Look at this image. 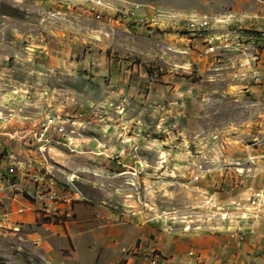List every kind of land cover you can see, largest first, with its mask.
I'll list each match as a JSON object with an SVG mask.
<instances>
[{"label": "rangeland", "instance_id": "rangeland-1", "mask_svg": "<svg viewBox=\"0 0 264 264\" xmlns=\"http://www.w3.org/2000/svg\"><path fill=\"white\" fill-rule=\"evenodd\" d=\"M226 5L0 0V264H204L191 237L264 235V26ZM31 172L74 193L29 201Z\"/></svg>", "mask_w": 264, "mask_h": 264}, {"label": "crops", "instance_id": "crops-1", "mask_svg": "<svg viewBox=\"0 0 264 264\" xmlns=\"http://www.w3.org/2000/svg\"><path fill=\"white\" fill-rule=\"evenodd\" d=\"M217 1L228 4L225 15H235L240 20L248 18L250 21L247 20L245 23L251 24V21H254V24H251L252 27L264 26V23L260 22L261 18L264 19V0ZM121 173L118 172L117 174ZM231 236L227 234H203L191 238L211 239L207 247L200 240L198 243L197 249L200 251L198 258L200 261H204V264H264V235L249 233L239 235V237Z\"/></svg>", "mask_w": 264, "mask_h": 264}, {"label": "built area", "instance_id": "built-area-1", "mask_svg": "<svg viewBox=\"0 0 264 264\" xmlns=\"http://www.w3.org/2000/svg\"><path fill=\"white\" fill-rule=\"evenodd\" d=\"M204 24H206V22H204ZM258 35H259V37L260 36L264 37V31L259 32ZM43 136H44V133H41L40 137L38 138V141H41L43 139ZM239 163L240 162H236V164H239ZM11 175H12V169L7 170V172H5V175H0V185H1L0 200L7 197V195H5V192H2V185H5V178L8 176H11ZM39 178H45V176L41 173L31 172V177L28 178L29 181H31L32 184L35 185V192H26L27 195H24L22 193L21 189L13 188V189H10L9 193H13L15 191H20L21 194L24 195L29 201L37 202L38 204H39V200H41V199L58 200V194L60 192L74 193L72 191H67V189L65 187H63V189L60 191H56V189H55V190H48L47 192H38ZM80 199H83V198L78 195V200H80ZM257 199H259V198L256 197V199H253L251 201V204H249L248 206H246L245 204L240 203V202L236 203L237 212H239L240 210L242 211L241 213L237 214L236 217L237 218H243V219H253L254 217H256L258 215V211L253 212L252 210H253V208H255L254 204L258 203ZM73 202H75V201H65V204L70 207L73 204ZM208 204H209V201L207 200V201H205L204 204L200 205L201 208L204 207V209L207 211L206 214L208 217H212L211 215H208V214L211 212L214 213V210H215V211H217V214L220 216V219L225 220V217L228 216V213L222 212L223 208L221 206H219V205H208ZM45 210H47V209H45ZM209 210H210V212H209ZM250 210H251V212H250Z\"/></svg>", "mask_w": 264, "mask_h": 264}, {"label": "trees", "instance_id": "trees-1", "mask_svg": "<svg viewBox=\"0 0 264 264\" xmlns=\"http://www.w3.org/2000/svg\"><path fill=\"white\" fill-rule=\"evenodd\" d=\"M198 264H201V263H198Z\"/></svg>", "mask_w": 264, "mask_h": 264}]
</instances>
